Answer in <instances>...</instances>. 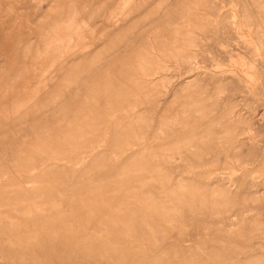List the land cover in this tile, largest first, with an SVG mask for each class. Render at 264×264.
<instances>
[{"label": "rangeland", "instance_id": "1", "mask_svg": "<svg viewBox=\"0 0 264 264\" xmlns=\"http://www.w3.org/2000/svg\"><path fill=\"white\" fill-rule=\"evenodd\" d=\"M0 264H264V0H0Z\"/></svg>", "mask_w": 264, "mask_h": 264}]
</instances>
